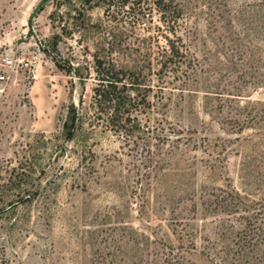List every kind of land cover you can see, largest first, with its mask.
I'll return each instance as SVG.
<instances>
[{
	"label": "rangeland",
	"instance_id": "rangeland-1",
	"mask_svg": "<svg viewBox=\"0 0 264 264\" xmlns=\"http://www.w3.org/2000/svg\"><path fill=\"white\" fill-rule=\"evenodd\" d=\"M43 1L0 0V264H264V0H174L175 34Z\"/></svg>",
	"mask_w": 264,
	"mask_h": 264
},
{
	"label": "trees",
	"instance_id": "trees-1",
	"mask_svg": "<svg viewBox=\"0 0 264 264\" xmlns=\"http://www.w3.org/2000/svg\"><path fill=\"white\" fill-rule=\"evenodd\" d=\"M104 3L107 6L105 16L108 19L136 26L137 24H141L142 19L148 15L152 17L159 15V19L165 27L164 30L172 31L173 34L176 33L175 26L182 13L174 0H105ZM185 58L186 54L181 52L180 47L176 43H173L169 45V49L165 48L162 51L157 60L164 68L170 65L180 68L184 64L182 61ZM149 64V67H152V62ZM103 65L102 62H99L98 74L101 76V79H99L100 85L94 89L95 100L99 105L115 102L118 106H122L118 110L119 115L131 112L128 109H124V106L127 104H124V101L121 102L124 99L123 96H120L121 93L118 87L119 83L122 82L119 79L121 71L117 70L114 64H109V66ZM134 84L141 85L142 83H131L130 87H133ZM124 86L127 87V84ZM128 105L131 106V103ZM118 106L117 109L119 108ZM120 118L123 120L122 116Z\"/></svg>",
	"mask_w": 264,
	"mask_h": 264
},
{
	"label": "built area",
	"instance_id": "built-area-1",
	"mask_svg": "<svg viewBox=\"0 0 264 264\" xmlns=\"http://www.w3.org/2000/svg\"><path fill=\"white\" fill-rule=\"evenodd\" d=\"M23 60H15V59H6L5 60V68H7L10 71H14L15 69L22 67ZM8 79V75L6 73H3L0 75V81L5 82Z\"/></svg>",
	"mask_w": 264,
	"mask_h": 264
},
{
	"label": "water",
	"instance_id": "water-1",
	"mask_svg": "<svg viewBox=\"0 0 264 264\" xmlns=\"http://www.w3.org/2000/svg\"><path fill=\"white\" fill-rule=\"evenodd\" d=\"M46 2V0H44L37 8H36V10L38 9V8H40V6L43 4V3H45ZM35 10V11H36ZM35 11H34V13H35Z\"/></svg>",
	"mask_w": 264,
	"mask_h": 264
}]
</instances>
